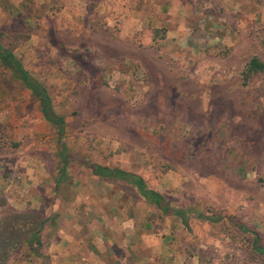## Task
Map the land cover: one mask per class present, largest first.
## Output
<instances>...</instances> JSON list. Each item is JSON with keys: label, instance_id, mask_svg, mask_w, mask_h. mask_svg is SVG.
<instances>
[{"label": "rangeland", "instance_id": "rangeland-1", "mask_svg": "<svg viewBox=\"0 0 264 264\" xmlns=\"http://www.w3.org/2000/svg\"><path fill=\"white\" fill-rule=\"evenodd\" d=\"M0 45L62 121L0 66L3 264H84L49 247L77 202L74 235L101 256L86 264H122L124 245L123 264H264V75L241 73L264 62V0H0ZM93 165L139 176L167 211Z\"/></svg>", "mask_w": 264, "mask_h": 264}, {"label": "trees", "instance_id": "trees-1", "mask_svg": "<svg viewBox=\"0 0 264 264\" xmlns=\"http://www.w3.org/2000/svg\"><path fill=\"white\" fill-rule=\"evenodd\" d=\"M0 66L10 71L11 75L19 80L23 86L28 89L31 96L37 101L39 112L42 117L51 124H56L58 128L61 127V116L57 115L51 106L50 98L45 90V88L39 84L34 77L22 66L20 61L14 56V54L0 45ZM242 77L247 78L253 73H261L264 75V62L257 58L256 56H251L244 64L241 71ZM89 172L102 179H121L123 181L131 182L138 191L149 201L154 203L157 208L162 212L167 211V205L165 204L162 196L151 189H148L142 179L133 174L121 170L119 168H113L103 165H93L91 166ZM174 214L181 217L182 223L186 226V220L182 219V211L176 210ZM46 219H41L38 221V227L33 230L28 238H26V244L29 245L32 254L36 255L40 248L41 241L39 239V233L44 226ZM240 230H244L245 227L242 224L238 225ZM252 250L260 255L264 260V244L261 242L258 234L253 233ZM7 255V251L3 250L0 246V264H3L4 256Z\"/></svg>", "mask_w": 264, "mask_h": 264}, {"label": "crops", "instance_id": "crops-1", "mask_svg": "<svg viewBox=\"0 0 264 264\" xmlns=\"http://www.w3.org/2000/svg\"><path fill=\"white\" fill-rule=\"evenodd\" d=\"M34 184L35 185H38L39 184V181H37L36 179H34L33 180V185ZM75 199H78V198H75ZM77 203H73V207L71 209H70V206L66 207L67 210L63 213V216L60 219V221L63 220V222L59 223L58 229H57V235L59 237L57 238V240L54 243L51 242V245H49V247L52 246V249L57 254V256L63 257V259H67V258L73 259L76 256L77 258L79 257L84 264H86V261H94V260L97 261V259H100L101 256L97 255L94 252L95 249L91 248L89 244L83 243V242L80 243L78 241V237H75V235H74L75 233H78V230L77 229L74 230L75 222L73 221V219L71 218V216L69 215V213L71 214L72 212H77L79 210V208H77L78 207V204ZM83 209H89L88 208V205L87 204L86 205L84 204ZM90 211H92V209ZM104 214L105 213L103 212L102 214H99V215H100V219H103L105 221V224H106V220L108 219V217H107V215H104ZM111 217H112V226H111V228L112 227L114 228L115 227L114 225L117 226V224H118V222L116 223L114 221L117 218L116 217V214L115 215H112ZM123 218L124 219H122V221H119V223H121V231L126 232L128 230L129 233L132 234L133 233V230H134L132 226L137 225V223L135 222L138 219L137 215H135V217H124L123 216ZM64 222H68V225H69V229L66 232L64 231V229L62 228V225H61ZM90 230L88 229L87 231L90 232ZM124 240H125V238H124ZM75 241H76V244L78 245V247L73 246V245H75L74 244ZM71 242H74L73 245H71ZM116 245L117 244H115L114 246H116ZM103 247L106 248V246H103ZM94 248H98V247L96 245H94ZM122 248L125 249V251H123L122 253H120L118 255L117 254V251H116V248L115 247H112V249L114 250L115 257L118 258L119 261L123 264L124 263L123 262V259L125 257L124 252H126L125 245ZM103 251L104 250L102 249L101 252H103ZM132 252L134 253V251H132ZM126 253L128 255H130L129 252H126ZM100 254H102V253H100Z\"/></svg>", "mask_w": 264, "mask_h": 264}]
</instances>
